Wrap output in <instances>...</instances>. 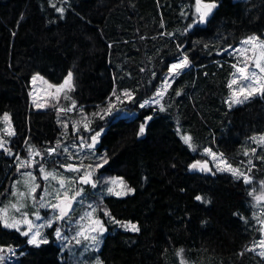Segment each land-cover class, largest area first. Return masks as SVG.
<instances>
[{"label": "trees", "instance_id": "1", "mask_svg": "<svg viewBox=\"0 0 264 264\" xmlns=\"http://www.w3.org/2000/svg\"><path fill=\"white\" fill-rule=\"evenodd\" d=\"M215 2L202 26L196 0H0V117L8 112L15 127V152L25 155L36 145L40 164L55 148L50 160L55 167L91 165L97 177L122 178L134 190L116 196L106 195L105 185L87 186L110 213L97 209L106 227L103 264H180L181 258L188 264H264L251 250L261 237L264 214L250 192L257 179H264V151L251 141L264 133V96L229 106L235 70L231 49L247 35L264 39V0ZM185 54L189 67L172 79L159 103L140 107L156 97L169 66ZM69 72L75 84L71 99L61 96L56 107L52 102L34 110L29 102L33 75L61 83ZM72 101L74 110L59 111ZM99 127L95 148L80 149V136ZM206 148L250 173L252 182L217 170ZM14 157L0 149V207L22 170L14 165L8 172ZM195 161H208L211 171L192 172ZM35 172L38 198L44 180ZM56 226L48 229L49 239L44 236L48 243L36 247L21 230L0 224L2 264H68Z\"/></svg>", "mask_w": 264, "mask_h": 264}, {"label": "snow or ice", "instance_id": "2", "mask_svg": "<svg viewBox=\"0 0 264 264\" xmlns=\"http://www.w3.org/2000/svg\"><path fill=\"white\" fill-rule=\"evenodd\" d=\"M217 7V3L215 0H212V2L204 3L203 0H196V13L199 16L200 22H204L207 20V18L211 15L213 10ZM57 11L63 12V8H58ZM245 44H249L253 47V49L259 47L261 52V58H252L249 60L247 57L243 60V66L237 67L236 73L234 74V79L229 84V87L232 88L233 85H236L237 87L233 88V99L229 106H231L232 103L235 104H242L247 99L254 95H261L264 96V41H260L258 37H249L246 41H244ZM242 51V50H241ZM190 61L188 56L185 54L182 56V58L179 60L178 63H173L170 66L169 73L170 76L174 78L175 75H178L181 70L189 67ZM42 79V77L33 76L32 80L35 82L37 79ZM50 89H52V92L50 94V97L53 101L52 106L56 107L59 104V100L61 96H63L64 99L69 100L71 99L69 96V93L75 90V84H74V76L72 72H69L67 74V77L63 80V82L59 85H48ZM168 87H170V83L168 78H165V82L163 85V88L161 91H158L155 95L156 97H162L164 90H166ZM179 94V93H177ZM115 95V92L113 93ZM125 97L128 99H132V96L130 93L125 92L123 93ZM117 100H119V97H117ZM152 103H159V99H152L145 101L143 104L140 105V107L150 106ZM48 105L46 104H36L37 108L46 107ZM76 108L75 101H72L71 106L67 109L59 108V111H72ZM106 112L110 113L112 111V105L110 104L108 109L105 110ZM95 115V114H94ZM147 119H151V117H147ZM0 120H3L7 127L4 129V132L8 136L15 135L14 129L11 127V118L9 114L5 113L2 117H0ZM67 127V125H64ZM84 128L88 129V124L84 123ZM79 131V129H77ZM145 131V125H140L139 127V134H143ZM100 136V133L97 132L95 135L90 137V142L84 141L81 137V144L85 145L88 149H94L96 143L98 142V138ZM256 139V138H253ZM183 140L186 144L189 146H192V138L191 136L185 135L183 137ZM257 142L261 145H264V136H261L258 138ZM73 147H76L74 145ZM0 149H5V141L0 138ZM6 151H9V149H5ZM56 151L55 148H49L47 150L48 154L51 155ZM67 151V149H65ZM204 151L212 156L213 159H217L216 153L212 152L211 149H204ZM255 151V149H253ZM29 153L30 158L24 159L20 161L19 167L21 168H28L31 166H34L37 161L34 159H31V157L34 156H40L41 153L38 150H34L32 146H29ZM246 155L248 153H245ZM221 158L223 154H220ZM104 163H107V160L103 161ZM221 163L225 165V167L221 168L218 165L219 171H229L231 172L237 179H243V182L246 184H250L252 182V178L248 175H245V173L241 172L237 168H233L231 165L227 164L226 161H223L221 159ZM68 171L79 173L81 171V168L83 165L81 164L80 167H76L72 164H68L66 166ZM97 167H102V164H98ZM193 169L199 168L201 171H211L210 168L207 166V161L204 163H201L200 161H196L194 164L191 165ZM89 170L85 171L83 175L78 176L76 178H73L71 180H65L64 178H58V174L56 172H46V170L43 168V166H40V172L43 175L44 180H56L59 185V190L55 193H48L47 190L45 191V195H54V198L56 199V203H41V207H50L53 209L54 212H57L58 214L54 216L53 219H49L47 224L45 225H36L33 223L31 219L27 218V213H21V219L16 220L12 219L8 216L7 209H0V224L3 225L5 228L15 229L17 231L21 230V225H26V230L21 232V235L25 237H29L27 240V243L36 247H39L41 244L48 243V240L43 236L42 232L40 231L43 227H50L53 223L59 220H64L69 217V213L72 211V203L76 201V198L79 197L83 191L82 188H79L72 192V195L69 196V191H72L71 185L76 182L78 179L81 184H92L93 187H95V183L92 180V174L94 169H92V166H88ZM26 176L25 183L27 184V191L26 192H17L16 195H18L21 198H24L26 196L31 197V199L35 202V192L37 188L40 187L39 184L35 183V176L32 175L31 172L24 173ZM110 183L113 185V187L108 188V192L112 195L121 196V195H127L129 192L134 191L133 189L127 187V185L124 183L122 178H113L111 179ZM264 183V182H261ZM117 186L120 190H117ZM196 200H202L201 196H196ZM257 201H264V194L258 195L255 197ZM41 201H43V197H41ZM23 205L21 204L19 207L16 204L11 205L10 207L15 209L17 212L20 211V207ZM93 212L95 209L92 210ZM36 219L39 220L40 217L38 213L35 214ZM89 217L91 216V213H87ZM105 215H109L110 213L105 212ZM83 219V217L81 218ZM114 223L121 224L119 221H115L113 218ZM260 223L264 225V220H260ZM122 227L133 231L138 232L140 231L139 227L136 224H133L131 222H126L121 224ZM105 231L103 227V223L100 220H93L90 224V226L86 229H81L77 232V237H74L75 242L77 244L81 243V240L78 237H83L84 240L91 241L93 244H98V236L99 234H102ZM261 231H264V227H262ZM96 233V234H93ZM55 236L57 238H62L61 231L59 229L56 230ZM259 247L261 249H264V240H261L259 242ZM254 250V249H251ZM182 251V250H181ZM5 252V249L3 247H0V264L6 259L5 255L3 253ZM8 253L15 254V250L11 247L7 249ZM260 256L264 257V250L260 251ZM97 264H100L98 261Z\"/></svg>", "mask_w": 264, "mask_h": 264}, {"label": "rangeland", "instance_id": "3", "mask_svg": "<svg viewBox=\"0 0 264 264\" xmlns=\"http://www.w3.org/2000/svg\"><path fill=\"white\" fill-rule=\"evenodd\" d=\"M253 36L258 37L260 41H264V39H262L256 33H254V34L245 36L238 45L233 46L231 49L232 56L234 57V60H235V63H234L235 64V70H234V73L232 76L233 78L231 79V82L235 78L234 74L236 73L237 67L243 66V60L245 59V57H247L249 60H251L252 58H257V59L261 58L262 50L259 47L253 49V47L251 45L244 43V41H246L249 37H253ZM179 60L175 61L174 63H178ZM170 66H169V69H170ZM169 69L167 70V72L165 74V78H168L169 83H171L173 77L170 76ZM37 75L39 77H42V79L38 78L35 82H33V80L31 79V83H30L31 87H30V91H29L30 92L29 102H32V106H33L34 110L39 111V110L48 108L51 105V103L53 102L51 97H50L52 89H50L48 87V85H59L62 82L61 83L51 82L49 79H47L44 75H42L40 73H36L33 76H37ZM165 78L160 83V85L158 87V91L162 90L164 82H165ZM235 87H237V86L233 85L231 88V96H230L229 103H231V101L233 99L232 93H233V88H235ZM164 92H165V90H164ZM255 96H261V95H254L252 97H255ZM252 97H250V98H252ZM159 98L160 97H155V99H159ZM152 99H154V98H150L148 100H152ZM36 104H46L48 106L42 107V108H37ZM152 104H155V103H152ZM234 104L235 103H232L231 105H234ZM7 114H8V112H7ZM6 127H7L6 123L3 120H0V138H2L5 141V149H9L10 153H9V151H6L5 149H2V150H4L5 153H7L9 155L15 156L14 157L15 161L8 166V172L12 169V167L14 165L18 166V168H17V172H18L21 168V167H19L20 161L30 158L29 148H28V151L25 155L22 154L21 150L20 151L18 150L17 152H15V148L11 145L12 140L14 139V138H12V140H11V137L13 135L8 136L4 132V129ZM11 127L15 131V127L12 126V122H11ZM98 131L101 134L103 131V127L96 128L90 133L89 136L84 135L86 137H84V136H82V137L85 138L87 141L91 136L95 135L94 133H97ZM261 136H264V133H259L257 135L252 136L251 141L255 144L256 148H261V150L264 151V145H261L257 142L258 138ZM80 138H81V136H80ZM253 138H256V139H253ZM23 146H24V143L21 145V147H23ZM31 146L33 147L34 150H38L42 154V152L37 148L36 145H31ZM82 146L86 148L85 145H80V149H83ZM211 151L216 153L217 159H213L212 156L208 153H206V154H207V157L213 162V164L217 168V170H218V165L221 168L225 167V165L223 163H221V159H222L223 161H226L227 164L231 165L233 168H237L241 172L245 173V175H248L251 177L250 173L243 171V168L238 167V166L234 167L228 161V159L225 157L224 154L221 158L220 154H222V153L214 151V150H211ZM55 153H56V151L54 153H52L51 155H46L44 161L39 162L40 164H37V163L35 164L36 167L31 166L28 168H22L19 175L11 182V192L8 195V197L5 199L3 205L0 207V209H7L8 216L10 218L20 220L21 219V213H27V218L31 219L34 224L45 225V224H47L49 219H53L54 216L58 214L57 212H54L53 209L50 207H41V203H44V204L53 203L54 204L57 202L56 199L54 198V195H45V191H44V190H47L48 193H55L56 191H58L59 185H58L57 181L51 180V179L46 181L43 179L44 180V188H43L40 196L38 198H36V200L34 202L31 199V197H29V196L21 198L18 195H16L17 192H26L27 191V184L25 183L27 178L24 175V173L31 172L32 175L35 176V178H36L35 183L38 184L39 181H38L35 169L39 170V172H40V166L41 165L46 170V172H56L58 174V178H64L65 180H71L73 178L81 176V175H83V173L85 171L89 170L88 165H86V164H82L83 167L81 168V171L79 173L70 172L67 170L66 167H64V168L55 167L53 165L54 162L50 161L52 156ZM31 159H34L35 161L38 162L40 160V156H34V157H31ZM68 164H72L76 167L81 166V164L74 163V162H70ZM68 164H66V165H68ZM92 169H94L93 174H92V180L95 183V187H93L92 184H81L80 181L77 179L76 182L71 185L72 191H69V196L72 195L73 191H75L79 188H82L83 191H82L81 195L76 198V201H74L72 203V211L69 213V217L64 219V220H59L60 223H58L56 221L57 226L55 227V232L57 229H59L61 231V234L63 237V239L58 238V243L60 244L62 250L66 251L68 254V257H69L68 258V264H97L98 261L100 262V264H103V260L101 259V255H100V250H101V247H102V244L104 241V234L106 231V227L104 225H103V227H104L105 231L102 234H99V236H98L99 243L98 244H93L91 241L84 240L83 237H78L81 240V243L77 244L75 242V239H73L74 237H77L78 231H80L82 228L83 229L88 228L93 220L98 219L101 221L100 217L98 216L97 209L100 211L102 210V211L108 213V210L106 211L103 204L100 203L99 201H96L97 198L95 196L96 195L95 191L90 192V193L87 192V190H88L87 186H89L91 189L96 190L97 188H99V186L105 185V188H106L105 194L111 195L108 192V188L113 187V185L110 183L111 179H113V178L108 179V177H102V176H101V178H99V177H97V172H96L95 168L92 167ZM221 172L232 174L229 171H221ZM40 174L42 175L41 172H40ZM232 176H234V175L232 174ZM42 178H43V175H42ZM115 178H118V177H115ZM261 182H264V179H257L256 182H254L253 187L251 188L250 192L252 193L251 194V201L253 202V205L258 208L259 212H262L264 214V201H257L255 199L256 196L264 194V183H261ZM117 190H120L118 186H117ZM129 193H131V192H129ZM41 197H43V201H41ZM13 204H16L18 207L21 204L23 206L20 207V211L17 212L15 209L10 207ZM93 209H95L94 212L92 211ZM36 213H38V215L40 217L39 220L36 219V215H35ZM87 213H91V216L89 217L88 215H86ZM82 217H83V219H81ZM52 225L50 227L46 226V227H43L40 229L43 236L48 237V232H50V231H48V229H50L52 227ZM26 227H27L26 225H21V231L26 230ZM263 227H264V225H263ZM45 230H47V233L43 232ZM93 234H96V233H93ZM48 239H49V237H48ZM261 240H264V231L261 232V237L253 243L252 248H251V249H254V250H252L253 253H255L258 256H260V254H259L260 251L264 250V249H261L259 247V242ZM260 257H262V256H260ZM262 258H264V257H262ZM180 264H188V262L181 258Z\"/></svg>", "mask_w": 264, "mask_h": 264}, {"label": "water", "instance_id": "4", "mask_svg": "<svg viewBox=\"0 0 264 264\" xmlns=\"http://www.w3.org/2000/svg\"><path fill=\"white\" fill-rule=\"evenodd\" d=\"M209 3V2H208ZM217 6H218V4H217ZM217 8V7H216ZM215 8V9H216ZM215 9L213 10V12L211 13V15L207 18V20L206 21H204V22H202V26H205L208 22H209V20L211 19V17H212V15H213V13H214V11H215ZM196 162V161H195ZM195 162H193V164L195 163ZM201 163H204L205 161H200ZM207 166H208V168H209V162L207 161ZM199 168H197V169H193L192 167H191V171L192 172H195V171H197ZM206 172H209V171H206Z\"/></svg>", "mask_w": 264, "mask_h": 264}, {"label": "bare ground", "instance_id": "5", "mask_svg": "<svg viewBox=\"0 0 264 264\" xmlns=\"http://www.w3.org/2000/svg\"><path fill=\"white\" fill-rule=\"evenodd\" d=\"M177 1V0H176Z\"/></svg>", "mask_w": 264, "mask_h": 264}]
</instances>
